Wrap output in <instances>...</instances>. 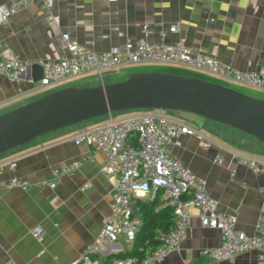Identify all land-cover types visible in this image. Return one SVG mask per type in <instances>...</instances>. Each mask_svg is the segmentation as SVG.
I'll return each mask as SVG.
<instances>
[{
    "label": "crops",
    "instance_id": "1",
    "mask_svg": "<svg viewBox=\"0 0 264 264\" xmlns=\"http://www.w3.org/2000/svg\"><path fill=\"white\" fill-rule=\"evenodd\" d=\"M50 12L59 16L57 24L48 22ZM144 23H148L147 33L142 30ZM174 24L177 29L169 31ZM62 32L95 51L145 37L162 42L183 39L193 51L238 69H264V0H54L51 11L34 1L0 24V48L27 63L40 64L65 54L59 46ZM189 74L203 77L191 71ZM75 77L63 84H96L86 83L85 77L74 80ZM40 88L25 76L9 81L0 75V113L48 91ZM106 118L58 128L0 154V163L16 162L13 168L3 166V177L17 176L30 183L26 190L0 186V264H69L97 235L109 214L117 176L103 173V151L75 144L70 136ZM190 125L202 129L215 143L203 147L195 137L180 135L171 151L205 179L207 191L218 201L219 209L235 215L237 228L253 233L264 210V171L252 173L220 146L244 152L240 144L245 143L252 145L251 153H245L264 156V142L215 121L206 120L202 127ZM218 153L223 155L221 163L214 160ZM69 163H76L77 168L50 186L52 170ZM154 196L158 208L160 192L134 196V214H139L140 200ZM35 225L42 227L38 239L30 233ZM220 242L219 230L201 226L192 210L180 249L158 264H258L255 251L220 262L201 253ZM132 250L133 242L120 235L96 258L98 264H112L117 254L130 255Z\"/></svg>",
    "mask_w": 264,
    "mask_h": 264
},
{
    "label": "built area",
    "instance_id": "2",
    "mask_svg": "<svg viewBox=\"0 0 264 264\" xmlns=\"http://www.w3.org/2000/svg\"><path fill=\"white\" fill-rule=\"evenodd\" d=\"M34 1L40 2L50 11L54 3V0H7L0 3V24ZM47 20L57 24L59 16L50 12ZM147 29L148 23L142 24L144 33H147ZM176 29L177 25L174 24L168 30ZM59 46L65 53L63 56L45 59L40 63L42 72L36 83L40 87L48 88V91L62 87L66 79L77 75L95 73L98 79H102L105 70L115 71L127 65L144 63L197 69L244 87L264 90V69H238L213 56L193 51L183 39L162 42L150 41L145 37L136 41L126 40L122 45L113 46L106 51H95L78 43L69 33L62 32ZM29 65L30 63L0 48V75L7 80L19 79ZM116 113L118 112L109 113L105 121L78 130L70 136L75 144L83 143L103 151L105 161L102 171L106 176L116 175L117 182L116 191L109 202V214L102 227L69 264H98L96 255L102 253L120 235L133 242L141 221L132 210V199L137 195L157 192H160L162 199L158 208L169 206L172 209L173 227L160 233L161 243L142 256L131 254L116 257L112 264L160 263L169 254L180 249L192 210L201 226L216 228L220 233V244L202 249V254L220 262L229 261L247 251H255L257 263L264 264V210L259 215L253 233L238 229L235 215L219 209L218 201L207 191L205 179L194 173L171 151L172 143L180 135L195 137L203 147L215 143L214 139L202 129L169 115L164 109H133L126 115ZM220 147L252 173L259 174L264 171V156ZM214 160L221 163L223 155L218 153ZM5 164L13 168L16 162L8 160L0 163V186L28 189L30 183L27 179L2 176ZM76 168V163L54 168L49 185L54 186L59 177ZM189 193L190 198L187 197ZM30 233L38 239L42 227L35 225Z\"/></svg>",
    "mask_w": 264,
    "mask_h": 264
},
{
    "label": "water",
    "instance_id": "3",
    "mask_svg": "<svg viewBox=\"0 0 264 264\" xmlns=\"http://www.w3.org/2000/svg\"><path fill=\"white\" fill-rule=\"evenodd\" d=\"M41 72L32 63L21 76L36 82ZM139 108L192 112L264 142V98L191 74L142 70L114 82L50 90L0 113V154L58 128Z\"/></svg>",
    "mask_w": 264,
    "mask_h": 264
},
{
    "label": "rangeland",
    "instance_id": "4",
    "mask_svg": "<svg viewBox=\"0 0 264 264\" xmlns=\"http://www.w3.org/2000/svg\"><path fill=\"white\" fill-rule=\"evenodd\" d=\"M132 66V68L128 69V68H121L119 70H115V71H107L105 70L104 73L102 74V79H98L95 75V73H88V74H83V76H76L74 78V80L76 79H81L84 78V80L86 83H109V82H114V81H118L121 79H124L127 74L131 71H142V70H168V71H173V72H179V73H184V74H189V72H193L196 73L197 75H201L203 77L201 78H205L207 80H212L214 82L217 83H221V84H225L228 85L230 87H233L237 90L243 91L245 93H248L250 95L256 96V97H260V98H264V90H260V89H254V88H248V87H244L241 84H238L236 82H232V81H228L222 78H218L217 76H214L212 74L197 70V69H192V68H188V67H182V66H177V65H168V64H161V63H144V64H136V65H130ZM177 67H180L177 68ZM206 75V76H205ZM208 75V76H207ZM210 76V77H209ZM99 82V83H97ZM95 85V84H93ZM66 85L62 84V87H64ZM40 90H46V88L41 87ZM49 90V89H48ZM139 109H145V108H139ZM137 109V110H139ZM136 110V109H135ZM168 114L169 115H173L174 117L183 119L185 122H187L188 124H193L196 125L197 127H202V124L204 121H211L208 120L198 114L192 113V112H188V111H183V110H170L168 109ZM177 116H176V115ZM102 116H107V114L98 116V117H102ZM97 118V117H95ZM93 119V118H92ZM255 139V138H254ZM241 149L244 150V152H249L251 153L252 151V145H246L245 143L243 145H241Z\"/></svg>",
    "mask_w": 264,
    "mask_h": 264
},
{
    "label": "trees",
    "instance_id": "5",
    "mask_svg": "<svg viewBox=\"0 0 264 264\" xmlns=\"http://www.w3.org/2000/svg\"><path fill=\"white\" fill-rule=\"evenodd\" d=\"M155 203V196L148 200H140L137 203L139 211L138 216L141 222L133 241V250L131 254L134 253L138 256H142L149 249L159 245L161 243L159 238L160 233L170 230L174 225L172 209L169 206L155 208ZM124 255L126 254L119 253L117 257H122ZM107 263L108 262H106V264Z\"/></svg>",
    "mask_w": 264,
    "mask_h": 264
}]
</instances>
